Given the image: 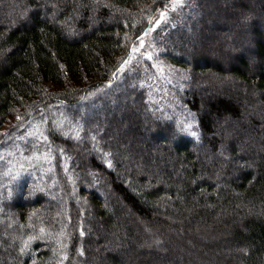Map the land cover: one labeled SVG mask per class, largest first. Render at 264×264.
<instances>
[{"label": "trees", "instance_id": "obj_1", "mask_svg": "<svg viewBox=\"0 0 264 264\" xmlns=\"http://www.w3.org/2000/svg\"><path fill=\"white\" fill-rule=\"evenodd\" d=\"M174 1L0 0V264H264V0Z\"/></svg>", "mask_w": 264, "mask_h": 264}, {"label": "rangeland", "instance_id": "obj_2", "mask_svg": "<svg viewBox=\"0 0 264 264\" xmlns=\"http://www.w3.org/2000/svg\"><path fill=\"white\" fill-rule=\"evenodd\" d=\"M212 1V0H211ZM63 2V0H50V3L53 5V6H57L59 3H62ZM214 5V1H212V2H209L207 5ZM183 5V3H182V0H175L171 5H169V6H167V8H166V12H162L161 13V15H160V19H162L163 17L165 18L166 16H167V12L169 11V10H172V11H174V10H177V9H179L181 6ZM216 7H219V8H221V6L222 5H215ZM230 5H228V7H229ZM211 15V14H210ZM217 17V16H216ZM19 18L20 19H22L23 18V16H19ZM80 17H78L77 19H79ZM209 22V21H208ZM159 25L158 24H153L152 25V27H151V29L149 30V33H148V37L146 38V39H144L142 42H140V44L138 45V47H137V49H136V51L138 52V53H142L145 49V52H144V54H145V57H146V59H154V56H153V53L151 52V50H152V46H153V41H154V37H153V35H152V33H153V31H155L154 29L156 28V27H158ZM66 27V30H67V32H71V29L69 28V27H67V26H65ZM75 31H76V29H75ZM77 34H79V33H77ZM150 34V35H149ZM69 36H71L70 34H69ZM229 50V49H228ZM231 50H229V51H227V52H230ZM226 52V53H227ZM213 58H214V56H212ZM253 63V62H252ZM154 65H155V67L157 68L156 69V73H154V74H156V76H162L163 74H164V69H162V65H161V63L158 61V60H154ZM209 80H211L210 79V77L208 78H206V79H204V82H202V86H205V85H209L210 83H209ZM70 196H71V200H76V197L73 195V193H71L70 194ZM56 212H59V215L60 216H62V214L64 213V210H62V209H60V210H56ZM49 239H51L50 237H48ZM53 254L55 255V258L58 256V255H60V253L57 251V249L56 248H54V250H53Z\"/></svg>", "mask_w": 264, "mask_h": 264}]
</instances>
